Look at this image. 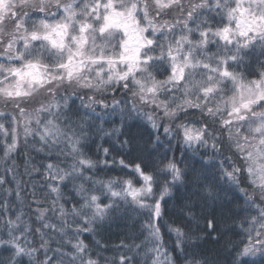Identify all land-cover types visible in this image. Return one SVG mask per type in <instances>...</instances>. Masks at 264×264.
<instances>
[{"label":"clouds","instance_id":"1","mask_svg":"<svg viewBox=\"0 0 264 264\" xmlns=\"http://www.w3.org/2000/svg\"><path fill=\"white\" fill-rule=\"evenodd\" d=\"M0 264H264V0H0Z\"/></svg>","mask_w":264,"mask_h":264}]
</instances>
